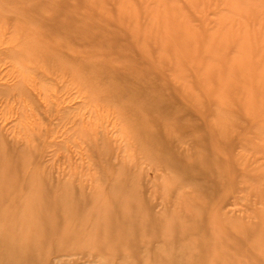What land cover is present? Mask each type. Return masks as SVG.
<instances>
[{"label": "rangeland", "instance_id": "obj_1", "mask_svg": "<svg viewBox=\"0 0 264 264\" xmlns=\"http://www.w3.org/2000/svg\"><path fill=\"white\" fill-rule=\"evenodd\" d=\"M2 1L0 145L18 174L0 206L21 209L0 215V254L264 264V0ZM23 18L47 21L36 42L59 38L69 70L17 63Z\"/></svg>", "mask_w": 264, "mask_h": 264}, {"label": "bare ground", "instance_id": "obj_2", "mask_svg": "<svg viewBox=\"0 0 264 264\" xmlns=\"http://www.w3.org/2000/svg\"><path fill=\"white\" fill-rule=\"evenodd\" d=\"M3 5H4L3 1L0 0V7L2 10H3V8H5V7H3ZM23 19L26 21L28 26L27 27L22 26L21 29H24L25 31H27L29 36L24 42L20 43V46L17 47L18 50H17V53L15 55V57H17V63L19 65H23V66L37 63V66H39L42 69H45V72H47V68H49V67L54 68L55 71L59 70V69L60 70H67V69L69 70V68L72 66H70V65L68 66L66 62L64 63L62 60L54 58L55 51H56V49H58L57 47L59 46L61 48V46H62V43L59 42V38L55 39V36H53V37L52 36H44L42 38L48 39V42L44 41V43L41 45L37 44V42H36L39 39V35H41V33H40V31L39 32L35 31L34 27L37 25L43 24V23L47 24V21L43 20V18H23ZM71 21L72 20H70V22ZM73 21L76 22V19H73ZM77 21H78V19H77ZM83 22L86 23L85 21H82V23H81L82 26H80L81 28H78V29L74 28L75 29L74 30V36L73 37L69 36L70 38L80 39V36L83 35V32L81 30L85 25ZM77 25H78V22H77ZM61 28H63V27H61ZM56 29L58 30V27H56ZM79 29H81V30L79 31ZM43 39H41V41ZM239 51H241V50H239ZM243 51L244 50H242L241 52H243ZM240 60L242 61V58H240ZM77 66H79L80 70H81V67H82V69H84V66L82 63H80ZM71 71L74 72L72 70V68H71ZM75 74L76 73H74V75ZM86 81H87V79H86ZM81 82H83V80H81L80 83ZM120 101H121V99H120ZM141 110L142 109H140V111ZM144 113H143V115H145ZM133 114H134L133 116L136 117V115L138 116V114H140V113L135 114V111H133ZM140 116H142V114L139 115V119H141ZM135 121L137 122V120H135ZM132 123L134 125V122H132ZM139 123H140V120H139ZM145 134H148V133L145 132ZM142 135H144V134H142ZM137 141H138V139H137ZM7 155L8 154L5 153V150L2 149V147L0 145V196H4V195L7 196L8 195V192L12 189L10 187H13V182L15 181V178L18 174L17 173L14 177V172H16V170L12 169V159H10ZM27 199H28V197H27ZM53 200L55 202V206L60 205V203H59L60 201H58V199L57 200L53 199ZM57 203H59V204H57ZM2 204L6 207L2 210V208L0 206V215L1 214L5 215V214H8V212H13L14 208H16L18 206H20L19 208L21 209V205L16 206V204H13L12 208L10 209L11 211H8L7 210V207H8L7 203H4V201H3ZM31 204L32 205H31L30 209H33V210L37 209V211L40 212L39 213L40 219L42 218V210L41 209H43V211L46 213L43 216V218L40 220V222L38 223L37 232H36V235H34V236L36 237V239H38V238L41 239L44 236L46 238H49V236L51 235V231L46 230L44 228L45 226L43 224L48 221L47 213H48L49 207L52 206V203L51 202L45 203L42 199L41 200L39 199V200H35L34 203H31ZM27 209H29V208H27ZM95 223H96L97 227L99 226V228H100V226H101L100 223L99 222H95ZM6 226L11 231H14V230L20 231L21 230L24 232H28L30 230V228H29L30 226H28L26 223L20 224L19 221L15 220V219L11 220L8 223V220L6 218ZM39 229L42 232H38ZM12 241L13 240H11V244H13ZM26 241L27 240L24 241L25 244H26ZM17 243H18V240H17ZM31 243H34V242L31 241ZM4 246L9 249L10 248V242L8 240L5 241ZM26 248L27 247H25V249ZM8 249H6V251H2V253L0 254V264H11V263H13L14 260L22 258V256H24L23 252H20L18 250H14V247H12L11 250H8ZM259 251L261 253H263L262 249H259Z\"/></svg>", "mask_w": 264, "mask_h": 264}]
</instances>
